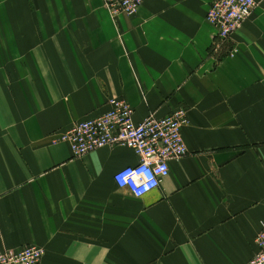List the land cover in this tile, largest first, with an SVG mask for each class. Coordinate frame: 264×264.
<instances>
[{"label":"crops","instance_id":"1","mask_svg":"<svg viewBox=\"0 0 264 264\" xmlns=\"http://www.w3.org/2000/svg\"><path fill=\"white\" fill-rule=\"evenodd\" d=\"M212 0H0V242L41 264H247L264 224V0L213 48ZM235 51L232 53V50ZM232 53V56H231ZM184 109L187 154L141 198L122 147L74 158L52 137L104 114Z\"/></svg>","mask_w":264,"mask_h":264},{"label":"built area","instance_id":"2","mask_svg":"<svg viewBox=\"0 0 264 264\" xmlns=\"http://www.w3.org/2000/svg\"><path fill=\"white\" fill-rule=\"evenodd\" d=\"M144 0H102L111 16L131 17ZM256 8L255 0H212L206 22L214 29L213 48L229 43ZM235 48L232 50V53ZM231 53V56H232ZM109 109L101 116L74 124L64 133L52 137L53 144L66 143L74 158H80L105 147L131 150L138 162L113 175L115 186L141 198L156 190L169 174L168 163L188 152L182 128L188 124L184 109L164 118L153 115L139 123L133 120V109L122 99H111ZM256 252L247 264H264V224L255 237ZM44 251L36 246L20 250L3 247L0 242V264H41Z\"/></svg>","mask_w":264,"mask_h":264}]
</instances>
